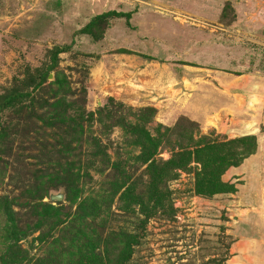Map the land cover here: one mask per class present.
I'll return each instance as SVG.
<instances>
[{
  "label": "rangeland",
  "instance_id": "rangeland-1",
  "mask_svg": "<svg viewBox=\"0 0 264 264\" xmlns=\"http://www.w3.org/2000/svg\"><path fill=\"white\" fill-rule=\"evenodd\" d=\"M230 257L264 264V0H0V264Z\"/></svg>",
  "mask_w": 264,
  "mask_h": 264
},
{
  "label": "water",
  "instance_id": "water-1",
  "mask_svg": "<svg viewBox=\"0 0 264 264\" xmlns=\"http://www.w3.org/2000/svg\"><path fill=\"white\" fill-rule=\"evenodd\" d=\"M51 198L53 200H62L64 198V195L62 193H58V194L52 193Z\"/></svg>",
  "mask_w": 264,
  "mask_h": 264
},
{
  "label": "crops",
  "instance_id": "crops-1",
  "mask_svg": "<svg viewBox=\"0 0 264 264\" xmlns=\"http://www.w3.org/2000/svg\"><path fill=\"white\" fill-rule=\"evenodd\" d=\"M232 257L226 260V264H229L228 262L231 260Z\"/></svg>",
  "mask_w": 264,
  "mask_h": 264
}]
</instances>
